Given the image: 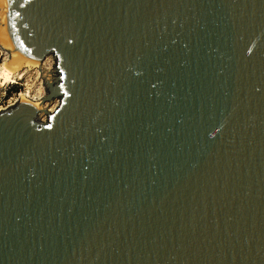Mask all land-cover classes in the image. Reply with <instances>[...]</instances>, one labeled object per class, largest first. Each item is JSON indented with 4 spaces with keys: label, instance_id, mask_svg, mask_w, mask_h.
<instances>
[{
    "label": "water",
    "instance_id": "1",
    "mask_svg": "<svg viewBox=\"0 0 264 264\" xmlns=\"http://www.w3.org/2000/svg\"><path fill=\"white\" fill-rule=\"evenodd\" d=\"M0 46L46 89L0 109V264H264V0H0Z\"/></svg>",
    "mask_w": 264,
    "mask_h": 264
},
{
    "label": "rangeland",
    "instance_id": "2",
    "mask_svg": "<svg viewBox=\"0 0 264 264\" xmlns=\"http://www.w3.org/2000/svg\"><path fill=\"white\" fill-rule=\"evenodd\" d=\"M48 55H49V58L48 59H44V62H43L44 64L43 65H44V67L46 69H49V68L53 69L54 68V57H53L52 54H48ZM46 65L49 68L46 67ZM1 68H2V65H1L0 69ZM37 70L38 69H33L30 72L25 71L23 73V75L20 77V79L17 78V82L7 81L5 83V86H4V90L6 92L5 96H3V92H0V105H4V103H5L4 100L7 99L10 95L19 96L20 95L19 92L29 91L30 96H32V98L41 97L44 94L46 89L44 88V86H43V89L40 88V79L42 80V78L40 77L39 71L37 73ZM13 84H17V85H19V87H18L17 90L9 92L8 89ZM55 99L56 98H54L52 103L50 105L49 104L48 105L49 106L53 105L54 102H55ZM40 119L41 120H45L46 119V115H41Z\"/></svg>",
    "mask_w": 264,
    "mask_h": 264
},
{
    "label": "bare ground",
    "instance_id": "3",
    "mask_svg": "<svg viewBox=\"0 0 264 264\" xmlns=\"http://www.w3.org/2000/svg\"><path fill=\"white\" fill-rule=\"evenodd\" d=\"M11 57V56H10ZM49 55L45 57V59H48ZM6 59V58H5ZM2 62V68L0 69V77H3V82L6 83V81H14L16 77H21L25 71H32L33 69H38L35 65L34 66H29V65H21L17 66L14 64L10 58L8 60H5ZM46 61V60H45ZM22 63H25V61H22ZM44 64V63H43ZM46 64V63H45ZM46 67H48L46 65ZM49 68V67H48ZM39 69L37 70L38 73ZM1 82V83H3ZM43 82L40 79V88L43 89ZM20 95L22 96H30L29 91L25 92H20ZM57 99H55V102L53 105L50 106V109H53L54 105L56 104Z\"/></svg>",
    "mask_w": 264,
    "mask_h": 264
},
{
    "label": "built area",
    "instance_id": "4",
    "mask_svg": "<svg viewBox=\"0 0 264 264\" xmlns=\"http://www.w3.org/2000/svg\"><path fill=\"white\" fill-rule=\"evenodd\" d=\"M7 57H8L7 51L0 46V67H1L4 59L6 58L5 60H7ZM17 78L20 79V77H16L14 81H10V82H17ZM1 82H3V77H0V92H3V96H5V94H6V92L4 90L5 83L4 82L1 83ZM19 94H20V92H19ZM18 97L19 96L10 95L7 99L4 100L5 101L4 105H0V109L6 108V107L14 104L15 101L18 99ZM30 97H32V96H30Z\"/></svg>",
    "mask_w": 264,
    "mask_h": 264
},
{
    "label": "trees",
    "instance_id": "5",
    "mask_svg": "<svg viewBox=\"0 0 264 264\" xmlns=\"http://www.w3.org/2000/svg\"><path fill=\"white\" fill-rule=\"evenodd\" d=\"M18 87H19V85H17V84H13V85H11V86L9 87L8 91H9V92H11V91H15V90L18 89Z\"/></svg>",
    "mask_w": 264,
    "mask_h": 264
}]
</instances>
